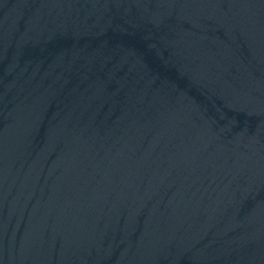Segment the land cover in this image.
<instances>
[{
	"label": "water",
	"instance_id": "1",
	"mask_svg": "<svg viewBox=\"0 0 264 264\" xmlns=\"http://www.w3.org/2000/svg\"><path fill=\"white\" fill-rule=\"evenodd\" d=\"M0 264H264V0H0Z\"/></svg>",
	"mask_w": 264,
	"mask_h": 264
}]
</instances>
